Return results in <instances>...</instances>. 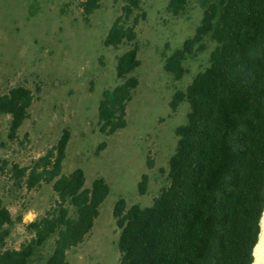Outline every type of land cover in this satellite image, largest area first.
Returning <instances> with one entry per match:
<instances>
[{
    "label": "trees",
    "instance_id": "obj_1",
    "mask_svg": "<svg viewBox=\"0 0 264 264\" xmlns=\"http://www.w3.org/2000/svg\"><path fill=\"white\" fill-rule=\"evenodd\" d=\"M103 39L105 47L129 48L116 56L119 82L101 92L97 107L100 133L110 136L127 124L126 106L139 84L137 25L145 18L142 0H122ZM192 0H168L166 11L183 16ZM202 15L193 35L171 53L162 52L163 68L181 80L187 62L208 49L207 65L170 100L175 112L188 103L184 123L175 128L176 145L168 159L167 184L149 206L113 205L119 229L117 264H252L264 211V0H197ZM85 21L100 0H77ZM39 88L37 87V91ZM31 88L19 84L0 94V114L9 116L8 139L16 140L34 101ZM70 132L44 154L21 165L1 160L0 174L16 189L50 185L56 195L41 216L24 224L28 234L18 248L7 247L13 218L0 192V264H69L67 253L94 226L110 188L103 177L85 186L76 167L63 172ZM106 147L101 141L95 151ZM148 168L153 159L147 155ZM162 170V169H161ZM163 171V170H162ZM148 175H141L144 195Z\"/></svg>",
    "mask_w": 264,
    "mask_h": 264
},
{
    "label": "rangeland",
    "instance_id": "obj_2",
    "mask_svg": "<svg viewBox=\"0 0 264 264\" xmlns=\"http://www.w3.org/2000/svg\"><path fill=\"white\" fill-rule=\"evenodd\" d=\"M167 3L142 0L145 18L136 28L141 63L134 71L139 84L126 106V126L106 137L98 128L97 107L102 90L119 82L116 56L129 45L113 49L105 47L103 39L121 13L123 1L100 0V7L85 21L77 0H0V94L22 84L35 96L16 140L8 139L9 116L0 114V165L3 159L27 164L44 154L67 128L70 139L63 172L80 167L85 186L103 177L110 188L90 233L68 251L69 264H117L115 201L122 197L128 205L149 206L168 183L175 128L185 122L188 112L187 102L175 112L169 103L174 91L185 88L207 65L214 43L187 62L189 73L173 80L163 68L162 52L171 53L193 35L202 9L192 0L186 15L173 16L165 9ZM103 140L106 147L95 155ZM148 154L152 168L146 164ZM144 173L148 187L140 195L137 184ZM0 192L13 218L22 216L7 239V247L18 248L29 237L24 224L43 215L56 195L46 184L18 190L1 174Z\"/></svg>",
    "mask_w": 264,
    "mask_h": 264
},
{
    "label": "bare ground",
    "instance_id": "obj_3",
    "mask_svg": "<svg viewBox=\"0 0 264 264\" xmlns=\"http://www.w3.org/2000/svg\"><path fill=\"white\" fill-rule=\"evenodd\" d=\"M261 230L259 233L258 242L256 243L253 254L254 261L252 264H264V211L260 221Z\"/></svg>",
    "mask_w": 264,
    "mask_h": 264
}]
</instances>
